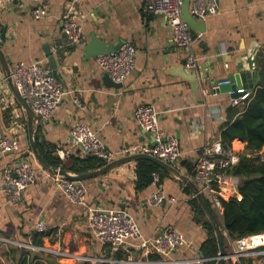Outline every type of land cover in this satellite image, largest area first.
<instances>
[{
    "label": "crops",
    "instance_id": "obj_1",
    "mask_svg": "<svg viewBox=\"0 0 264 264\" xmlns=\"http://www.w3.org/2000/svg\"><path fill=\"white\" fill-rule=\"evenodd\" d=\"M68 1L0 0V33L7 26L0 48L9 67L34 61H42L48 67L44 51L48 45L65 89L52 118L39 124L42 146L50 148L51 156L57 159L84 157L86 154L70 136L76 124L88 125L112 152L148 142L150 138L138 127L134 112L139 104H150L159 112L160 128L178 142L181 156L172 166L193 181L181 162L193 164L194 169L204 145L220 141L222 124L232 105L228 93H213L212 82L239 70L256 72L261 79L258 59L264 53V0H215L217 12L199 19L204 22V29L192 31L195 40L191 46L197 57L192 70L199 85L198 97L189 82L171 73V67L185 66L187 50L174 46L171 28L163 16L144 12V0H82L79 11L83 39L76 45L69 44L61 30L60 16ZM193 2L190 0V10ZM42 5L46 6L45 15L35 18L32 11ZM91 34L107 44L128 42L136 48L134 70L120 88L105 87V74L95 57L84 58ZM0 81H6L1 68ZM202 89L209 90L205 96ZM75 98L83 107L74 104ZM8 125V113L0 101L3 135L8 133ZM231 144L238 154L245 153L244 143L233 140ZM21 146L29 147L27 130ZM14 162L13 156L0 153V179L5 167ZM135 170L136 161H131L81 181L87 187V203L126 210L134 216L145 238L170 226L185 238L182 246L166 256L156 254L158 259L150 257L156 256L150 249L130 243L110 249L89 231L86 208L71 203L55 188L51 175L40 170L37 181L15 203L6 201L0 184V262L13 264L12 258L17 259L22 248L29 250L31 259L39 255L58 264H93L97 259L108 260L105 264H204L210 260L201 249L208 231L197 221L189 203L194 197L192 190L170 175L161 182V189L174 202L153 204L151 197L157 191L156 185L136 191ZM193 182L200 190L199 184ZM215 213L220 219L216 210ZM40 220L45 222L47 234L42 247L61 250L66 253L64 257L27 247L32 244L33 226ZM224 244L231 254L226 236ZM11 248L14 252L9 255L7 250ZM241 262L264 264V255L244 257ZM224 264L231 261L226 259Z\"/></svg>",
    "mask_w": 264,
    "mask_h": 264
},
{
    "label": "built area",
    "instance_id": "obj_2",
    "mask_svg": "<svg viewBox=\"0 0 264 264\" xmlns=\"http://www.w3.org/2000/svg\"><path fill=\"white\" fill-rule=\"evenodd\" d=\"M82 0H69L60 16L62 34L71 45L79 44L83 39L81 14L79 6ZM182 0H144L143 10L147 14H157L165 18L171 28L172 43L175 47L186 49L185 67L192 70L197 65V57L193 54L191 46L195 40L194 33L181 20ZM192 15L196 19H203L207 15L217 12L215 0H194ZM46 13V6L42 5L32 11L35 18ZM136 48L128 42L122 44L117 50L95 57L99 69L115 83H124L134 70ZM12 77L18 91L33 110L37 124L48 121L65 95L61 80L52 77L48 67L42 61L31 63L19 62L12 69ZM208 89H202L203 96ZM244 92V89H238ZM250 92L232 99V105H239L247 99ZM0 101L8 113V133L0 137V153L13 156L16 162L3 170L0 184L1 191L8 203L17 202L23 192L37 181L41 168L36 164L29 147L21 146L22 135L26 131V116L22 107L17 103L7 85L0 81ZM74 104L83 107L81 101L74 99ZM138 127L143 133H148V142L123 147L117 152L109 151L95 132L86 124H76L70 130L74 143L79 145L84 154L96 155L105 161V164L117 158L136 153H145L155 156L162 161L174 165L180 160L181 152L176 138L167 134L160 128L159 112L150 104H139L134 112ZM239 154L231 148H225L220 141L205 144L193 169V181L199 184L200 191L208 196L216 212L221 216L220 201L240 199L239 177L230 173L238 163ZM55 188L62 192L73 204L86 208L87 225L89 231L101 244L110 249H117L125 244L144 249L152 253L166 256L185 243V238L176 229L167 226L151 238H145L142 231L131 214L124 209L98 208L87 203V187L81 181H72L59 175H51ZM157 191L152 195L153 204L163 201L174 202L167 197L158 181L157 174L153 176V183ZM35 233L46 232L45 222L37 221L33 226ZM255 235L229 240L231 254L227 259L231 264H242L244 257L251 255H264V244L257 245ZM30 250L45 252L48 255L64 257L66 253L54 248H43L33 244L27 245ZM108 260L97 259L93 264H105Z\"/></svg>",
    "mask_w": 264,
    "mask_h": 264
},
{
    "label": "trees",
    "instance_id": "obj_3",
    "mask_svg": "<svg viewBox=\"0 0 264 264\" xmlns=\"http://www.w3.org/2000/svg\"><path fill=\"white\" fill-rule=\"evenodd\" d=\"M258 61L261 74L258 85L249 93L248 98L239 105L228 107L226 120L222 124L220 134V142L223 146L230 149L232 141L238 140L245 144V154L251 155L239 159L238 164L230 170L231 174L240 179L239 193L241 198L220 201L221 216L219 220L229 240L264 233V53L259 56ZM39 131L40 126L36 124L35 143L48 165L75 174L92 171L105 165L103 159L92 154H86L84 157L70 155L64 160L51 156V149L42 146L39 141ZM181 166L186 169L188 175L193 176V164L181 162ZM135 173L136 191L148 188L153 183L154 174H157L160 183L165 177L170 176L164 169L145 159L136 161ZM185 191L188 192V188H185ZM205 198L213 213L216 214L209 197L205 196ZM189 203L195 212L197 221L201 222L208 231V237L201 249L206 257H215L218 253V247L213 227L197 199L193 197ZM46 235V232L34 233L31 237L32 244L42 246L43 237ZM13 252L14 249L12 248L7 250L9 255ZM158 256L151 255L150 257L158 259ZM12 261L13 264H48L43 256L37 255L31 259L29 250L25 248L20 249L17 259L12 258ZM0 264L4 263L0 262ZM204 264H216V260L210 259Z\"/></svg>",
    "mask_w": 264,
    "mask_h": 264
},
{
    "label": "water",
    "instance_id": "obj_4",
    "mask_svg": "<svg viewBox=\"0 0 264 264\" xmlns=\"http://www.w3.org/2000/svg\"><path fill=\"white\" fill-rule=\"evenodd\" d=\"M181 20L189 27L191 31L195 30L197 32H203L204 29V22L201 20L196 19L191 11H190V0H182L181 4ZM7 26H5L0 33V40H5V32H6ZM122 44L115 45V44H107L100 38H98L96 35L91 34L90 35V41L85 45V53L84 58L89 59L92 57H96L105 53H111L117 50ZM45 54L48 56V69L50 74L53 78L60 80V74L58 72V66L56 63V60L54 57L50 54L49 46H44ZM0 68L2 72L4 73V77L6 79L7 85L9 86V89L11 90L12 95L14 96L17 103L22 107L24 110L25 116H26V130L28 135V143L29 148L33 154V158L36 162V164L41 168V170L47 172L50 175H59L62 177H65L72 181H85L93 177H97L103 174H106L107 172L111 171L112 169L125 164L127 162L131 161H137L139 159H145L152 161L162 169H164L169 175L176 177L177 179L184 182L193 192L194 197L197 199L198 203L200 204L201 208L203 209L204 213L206 214L208 220L210 221L213 230L214 235L217 242L218 247V253L215 257L209 258V259H215L216 264H224V261L228 257V253L225 248L224 239L226 236V233L224 232L221 222L216 217V215L213 213L211 207L208 205L205 195L197 188V186L194 184V182L187 177L186 175H183L179 172V170L162 161L161 159L145 154V153H136V154H130L127 156H123L120 158H117L115 160H112L102 167L88 171L81 174H75L68 172L67 170L61 169V168H55L50 165H48L45 160L42 158L36 143L34 139L35 134V126H36V120L33 113V110L29 106V104L26 102V100L23 98V96L20 94V92L17 89V86L13 80L11 68L9 67V64L6 60V57L3 53V51L0 48ZM171 73L175 74L179 78H182L189 82L194 94L196 97H198V82L196 79V73L193 70L188 69L185 66H173L171 67ZM259 76L256 72H248V71H242L239 70L237 73L229 74L226 79L223 80H215L212 82V91L213 93H228L231 99L240 97L244 94V92H251L254 90L257 86V82L259 81ZM103 84L107 88H114L118 89L123 84L122 83H115L111 78L107 75H104L103 77ZM244 89V92H239L238 89ZM141 130V129H140ZM142 131V130H141ZM0 135L3 137L2 130L0 129ZM146 136H149L148 133H145ZM226 148V146H224ZM245 156L249 157L251 155L249 154H239V159L244 158ZM239 162V161H238ZM238 164V163H237ZM200 256L202 257V254L200 253ZM46 262L48 264H58L55 260L51 258H47Z\"/></svg>",
    "mask_w": 264,
    "mask_h": 264
},
{
    "label": "bare ground",
    "instance_id": "obj_5",
    "mask_svg": "<svg viewBox=\"0 0 264 264\" xmlns=\"http://www.w3.org/2000/svg\"><path fill=\"white\" fill-rule=\"evenodd\" d=\"M254 241L256 242L257 245L264 244V233L255 235Z\"/></svg>",
    "mask_w": 264,
    "mask_h": 264
},
{
    "label": "rangeland",
    "instance_id": "obj_6",
    "mask_svg": "<svg viewBox=\"0 0 264 264\" xmlns=\"http://www.w3.org/2000/svg\"><path fill=\"white\" fill-rule=\"evenodd\" d=\"M264 151V150H263ZM262 153V152H261ZM220 221V220H219ZM261 256H263V255H261Z\"/></svg>",
    "mask_w": 264,
    "mask_h": 264
}]
</instances>
